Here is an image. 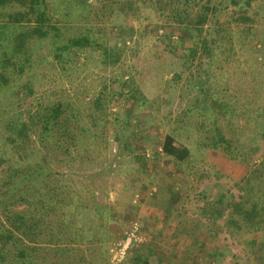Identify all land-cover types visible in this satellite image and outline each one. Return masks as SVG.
Instances as JSON below:
<instances>
[{"label":"rangeland","instance_id":"1","mask_svg":"<svg viewBox=\"0 0 264 264\" xmlns=\"http://www.w3.org/2000/svg\"><path fill=\"white\" fill-rule=\"evenodd\" d=\"M45 2L59 37L51 33L31 40L30 69L23 72L0 62V181L17 167L21 173L12 183L20 184L22 193L53 194L54 219L67 208L74 215L75 226L63 234L65 252L56 250L57 240L46 237L35 253L38 262L135 264L151 248L149 264H179V257L189 264L184 255L192 256L196 249L201 258L195 264H264V230L229 235L227 214L215 225L201 214L206 203L237 199L242 180L264 157V0L247 7V22L238 21L243 10L225 0H196L209 4L212 13L201 37L193 29L191 39L172 12L153 4L139 1L118 14L116 7L89 0V13L83 15L78 0ZM196 13L192 10L190 17ZM81 36L91 44L55 54L56 46ZM56 107L66 120L42 134L40 117ZM215 128L231 142L234 159L224 149L205 145ZM168 135L175 147L188 149L185 161L162 152ZM15 137L17 148L10 144ZM36 163L43 168L42 180L34 174L25 178ZM5 194L0 192V209L6 210L11 197ZM18 194L11 196L17 199ZM171 199L172 226L181 230L194 223L189 241L174 244L173 256L165 252L171 241L157 233L165 215L148 222L136 210L141 203L152 208ZM22 204L10 202V211L30 213ZM78 205L85 208L76 209ZM49 218L45 220L53 221ZM99 223L105 227L95 238L92 228ZM134 223L145 242L123 259H113L112 250Z\"/></svg>","mask_w":264,"mask_h":264},{"label":"trees","instance_id":"2","mask_svg":"<svg viewBox=\"0 0 264 264\" xmlns=\"http://www.w3.org/2000/svg\"><path fill=\"white\" fill-rule=\"evenodd\" d=\"M89 0H78L76 3L77 11L79 14L89 13L88 7L91 5ZM94 3H101L104 7H116L118 14H126L124 7H128L129 10L137 7V3H149L157 6V9L161 11H170L174 15L173 20L181 25L184 30V36L193 37L191 32L194 29V34L197 37H201V31L207 20L208 14L212 13V9L209 8V4H200L195 2L196 0H92ZM198 1V0H197ZM224 1V0H220ZM228 6L239 8L242 11L239 17L240 20L247 22L249 17L246 15L247 7L251 6V2L255 0H225ZM242 1V2H240ZM196 11L195 17H190V12ZM54 33L56 37H59L54 26L50 24V16L45 0H0V55L4 58L0 59V62L6 66H14L18 68V71L23 72L24 69H30V57L31 54L27 49V44L33 39H44L51 36ZM187 35V36H186ZM188 38V37H187ZM69 42L64 45L56 46L54 50L55 54H68L71 49L83 48L91 44L86 36H81L68 40ZM194 46L199 42L193 41ZM207 46V44H205ZM192 52H195V48H192ZM2 75H0L1 77ZM2 83H0V86ZM197 88V87H196ZM202 89V88H201ZM220 108H223L225 103L220 100L217 101ZM235 112L233 111L232 114ZM228 110L223 112L226 116ZM253 113L254 118L258 120L259 114ZM64 120L66 115L58 107L50 108L48 112L44 113L40 117L39 123L42 122V134L47 133L49 129L55 126H59ZM25 124L22 123L17 131L22 132ZM50 127V128H49ZM49 128V129H48ZM260 138L264 140V128L261 130ZM211 135L207 137L209 148L224 149L226 154H232L231 142H228L219 128H215ZM10 144L17 148V138H13ZM234 148V147H233ZM162 152L177 162H183L189 156V151L186 148H177L174 146V139L168 135L165 137L162 144ZM240 154V153H239ZM243 157V156H242ZM233 159L235 157H232ZM12 171H8V179L3 183L0 181V192H5L4 198L9 194L11 200L6 203L5 209H0V264H41L36 259V250L40 247V243L44 238H48L49 242L57 243V251H63V243L65 238V231L74 227V215L70 214L69 208L66 212L60 211L57 216L60 219H54L51 212H54L56 205L52 203L54 195L48 193L46 197L42 198L40 191L30 190L29 192L22 193V189L18 188L20 184L14 185L12 180L21 173V169L17 167H11ZM31 174L36 177L43 175V168L39 163L30 166L28 175L24 177L31 179ZM243 188L241 194L237 199H232L231 202L223 204V201L216 200L204 204L201 214L202 218L215 225L223 215L227 214L224 222V229L231 233L245 231L248 233H257L264 230V157L259 162V165L252 168L247 177L242 180ZM19 192L17 199L11 196L13 193ZM12 202V206L22 207V203L28 205L31 211L25 213L22 209L10 211L9 206ZM69 205V204H66ZM79 205L80 202H79ZM76 209H84L85 206H79ZM54 206V207H53ZM109 207H105L107 210ZM93 212H98L97 209H93ZM101 211V212H102ZM47 216H51L53 221H46ZM49 218V219H51ZM46 223V227L42 225ZM199 222H197L198 224ZM196 224V225H197ZM104 224L99 226L94 225L92 228V235L96 238L99 234L100 228H103ZM105 227V226H104ZM202 227V226H201ZM46 228L49 230L56 229L57 234L51 231L45 233ZM203 228V227H202ZM91 228L85 229L84 233H89ZM217 232V231H216ZM215 235H212L214 237ZM210 237V236H208ZM70 243V242H69ZM33 245L32 247L27 246ZM254 244V242H252ZM41 248V247H40ZM32 252L33 255L29 252ZM135 264H148L146 257L138 258ZM58 264V263H56ZM60 264V263H59Z\"/></svg>","mask_w":264,"mask_h":264},{"label":"crops","instance_id":"3","mask_svg":"<svg viewBox=\"0 0 264 264\" xmlns=\"http://www.w3.org/2000/svg\"><path fill=\"white\" fill-rule=\"evenodd\" d=\"M171 202V203H169ZM156 203H158L156 201ZM153 207H145L142 203L139 205V207L136 208V210L139 208V216H142L144 218V220H147L148 222H155L157 221V217H161L163 215L165 220H160L157 223V227L160 228V230L157 231V233H160L161 235H163V237H165V240H167V242L171 241V245L168 246V248L170 249L169 251H165L167 254H169L170 256L174 255V252L172 251L173 246H175L174 244H176V241H183V242H187L188 239V235L189 234V228L192 229L194 223H190L191 225L188 227V225L186 224V228L179 230V227L177 226V224L174 223L173 224V220L169 218V214H172V212H174V206H175V201L173 199L165 202V206L163 203H159V205H152ZM149 211V212H148ZM153 215V216H149V215ZM151 231L154 228H150ZM177 232V234L175 233ZM201 232V230H200ZM199 229L196 230V233L200 234ZM156 236V235H154ZM151 254H152V250L151 248H149L148 253L145 254V257H149L151 258ZM185 260H189V264H195V262L198 261V259L201 258V255L199 254V250L196 249V252L192 255H184ZM149 258V259H150ZM176 261L179 262V264H182L183 259L179 257V259H176ZM149 264V262H148Z\"/></svg>","mask_w":264,"mask_h":264},{"label":"built area","instance_id":"4","mask_svg":"<svg viewBox=\"0 0 264 264\" xmlns=\"http://www.w3.org/2000/svg\"><path fill=\"white\" fill-rule=\"evenodd\" d=\"M143 242L145 241L140 237L139 225L134 223L125 238L112 250V253L115 254L113 259H117V257L123 259L132 248Z\"/></svg>","mask_w":264,"mask_h":264}]
</instances>
